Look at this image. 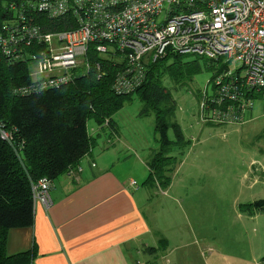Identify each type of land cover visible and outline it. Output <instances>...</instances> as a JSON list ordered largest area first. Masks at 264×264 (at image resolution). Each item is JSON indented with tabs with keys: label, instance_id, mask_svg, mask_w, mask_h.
<instances>
[{
	"label": "built area",
	"instance_id": "2783aa9c",
	"mask_svg": "<svg viewBox=\"0 0 264 264\" xmlns=\"http://www.w3.org/2000/svg\"><path fill=\"white\" fill-rule=\"evenodd\" d=\"M0 9L2 54L17 59L24 44L42 47L32 73L36 89L88 74L95 55L98 70L99 59L122 65L113 89L129 95L145 81L148 64L178 55L222 67L200 101L205 124H239L251 107L248 93L264 97V0H0ZM42 18L71 27L44 32ZM50 188L49 180H38L33 201L48 209Z\"/></svg>",
	"mask_w": 264,
	"mask_h": 264
},
{
	"label": "trees",
	"instance_id": "16d2710c",
	"mask_svg": "<svg viewBox=\"0 0 264 264\" xmlns=\"http://www.w3.org/2000/svg\"><path fill=\"white\" fill-rule=\"evenodd\" d=\"M5 18L0 9V32ZM65 21L42 18L38 25L44 32L65 31L71 27ZM21 48L17 59L0 51V264L31 261V252L8 256L6 242L11 230L33 224L32 186L40 179L52 182L75 171L96 147L102 132H108L109 139L117 135L114 116L133 97L142 104L140 117L153 116L157 144L145 160L148 175L143 186L154 191L168 189L190 142L174 120L176 104L163 82L184 87L201 71L199 61L212 71L211 80L222 69L203 59L167 55L148 64L145 81L134 93L120 95L113 83L122 65L99 59L98 70L92 61L98 58L90 55L88 74L55 88L36 89L32 73L42 47L24 44ZM247 96L263 98L255 92ZM89 121L99 129L96 136L87 131ZM240 209L249 216L263 213L264 200Z\"/></svg>",
	"mask_w": 264,
	"mask_h": 264
},
{
	"label": "rangeland",
	"instance_id": "374dc122",
	"mask_svg": "<svg viewBox=\"0 0 264 264\" xmlns=\"http://www.w3.org/2000/svg\"><path fill=\"white\" fill-rule=\"evenodd\" d=\"M199 64L201 71L184 87L173 88L163 82L176 104L174 120L190 142L174 178L173 192L180 200L164 198L161 190H146L155 200L160 225L175 234L171 249L190 243V249H185L189 256L183 254L185 259L183 250L175 248V264H264V212L249 216L240 209L264 200V97L249 99L251 107L241 115L239 124L203 123L200 101L211 87L212 71L205 70L202 61ZM239 67L231 65L232 69ZM227 106L222 105L220 111L226 112ZM141 108L133 97L114 120L121 147L145 158L148 149H157V144L154 118L140 117ZM87 131L94 135L99 129L89 121ZM101 135L106 137L108 132ZM168 135L174 139L171 129ZM134 181L141 186L137 177Z\"/></svg>",
	"mask_w": 264,
	"mask_h": 264
},
{
	"label": "crops",
	"instance_id": "0c3cea01",
	"mask_svg": "<svg viewBox=\"0 0 264 264\" xmlns=\"http://www.w3.org/2000/svg\"><path fill=\"white\" fill-rule=\"evenodd\" d=\"M117 129L110 139L99 136L79 172L51 182L52 205L46 209L34 202L33 224L8 233V256L31 252L29 264H175V248L183 250L182 259L189 256L190 243L171 249L175 234L160 225L155 200L143 186L152 149L145 158L124 150ZM181 164L161 192L166 199L180 200L173 187ZM136 177L141 188L130 184Z\"/></svg>",
	"mask_w": 264,
	"mask_h": 264
}]
</instances>
